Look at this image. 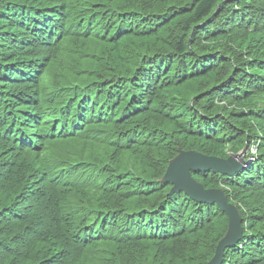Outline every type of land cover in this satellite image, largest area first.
<instances>
[{"label": "trees", "instance_id": "obj_1", "mask_svg": "<svg viewBox=\"0 0 264 264\" xmlns=\"http://www.w3.org/2000/svg\"><path fill=\"white\" fill-rule=\"evenodd\" d=\"M245 148L193 173L223 264H264V0H0V264H207L227 214L162 179Z\"/></svg>", "mask_w": 264, "mask_h": 264}, {"label": "water", "instance_id": "obj_2", "mask_svg": "<svg viewBox=\"0 0 264 264\" xmlns=\"http://www.w3.org/2000/svg\"><path fill=\"white\" fill-rule=\"evenodd\" d=\"M246 152L245 148L238 157L230 156L228 159H221L205 156L195 151H181L170 161L162 179V182L173 185L172 195L184 192L201 203L217 204L227 214L229 218L228 231L219 242L214 257L207 264H223L225 251L243 240L242 216L239 209L229 203L228 197L222 189H206L193 177V173L213 171L225 176H234L243 171L244 164L239 163L236 159L243 157Z\"/></svg>", "mask_w": 264, "mask_h": 264}, {"label": "rangeland", "instance_id": "obj_3", "mask_svg": "<svg viewBox=\"0 0 264 264\" xmlns=\"http://www.w3.org/2000/svg\"><path fill=\"white\" fill-rule=\"evenodd\" d=\"M250 151H251L252 154L257 155V147H253ZM241 154H242V153H240L239 155H241ZM231 156H234V157L237 156V157H238V155H231ZM245 156H246V153L244 154L243 157L241 156V157H239V158L236 159L239 163L244 164V166L247 165V163H244V161H245V160H244V157H245ZM229 158H230V157H229Z\"/></svg>", "mask_w": 264, "mask_h": 264}]
</instances>
